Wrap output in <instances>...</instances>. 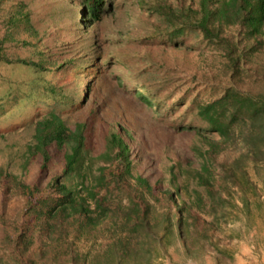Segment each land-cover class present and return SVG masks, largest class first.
Listing matches in <instances>:
<instances>
[{
  "label": "trees",
  "instance_id": "16d2710c",
  "mask_svg": "<svg viewBox=\"0 0 264 264\" xmlns=\"http://www.w3.org/2000/svg\"><path fill=\"white\" fill-rule=\"evenodd\" d=\"M72 1L70 30L86 33V48L65 49L68 45L59 42L56 48L64 47L68 55L52 57L30 40L42 36L27 5L0 0V64L45 75L47 99L63 108L27 121L30 142L22 154L23 164L38 156L42 170L54 150L62 159L60 172L43 187L0 172V264H181L172 260L170 248L194 258L208 232L199 229L181 198L180 162L169 167L166 180L151 183L133 170L130 135L118 123L105 122L102 150L92 156L88 124L96 114L70 126L62 113L82 108L92 93L94 103L103 90L111 94L114 88L106 82L111 83L113 68L116 85L122 75L133 80L134 93L154 109L167 106L166 114L175 115L182 108L178 117L189 122L177 128L194 132L199 141L191 148L199 162L191 177L211 198L214 221L224 220L238 172L247 180L244 164H264V0H129L138 9L128 13L129 21L139 27L141 15L147 17L136 29L145 34L127 40L136 49L142 44V53L128 49L129 42H109L101 35L100 25L116 0ZM196 45L209 48L219 68L203 75L208 88L193 93L179 69L192 66L187 49ZM107 47L112 51L106 54ZM67 70L68 86L53 81ZM5 85L0 109L22 99L0 78ZM168 89L182 92L160 98L159 92ZM207 89L215 96L201 98ZM11 203L14 214L8 215ZM81 238L90 244L86 254L73 249Z\"/></svg>",
  "mask_w": 264,
  "mask_h": 264
},
{
  "label": "rangeland",
  "instance_id": "374dc122",
  "mask_svg": "<svg viewBox=\"0 0 264 264\" xmlns=\"http://www.w3.org/2000/svg\"><path fill=\"white\" fill-rule=\"evenodd\" d=\"M16 1L24 2L31 11V22L42 36L39 41L37 37L30 39L31 42H35L38 49L46 51L52 57L58 54L64 57L68 54L62 52L64 47L56 48L59 42L68 45L65 49L86 48V33L70 30L74 27V16L69 7L73 5L72 0ZM137 10L136 7L132 8L129 0L114 1L112 13L104 18L100 25L101 35L107 38L106 41L112 40L114 43L123 44L125 41L128 43L139 38L141 34L144 35V31L136 29L142 28L143 22L147 20L146 15H141L139 27L129 21L128 13L131 11L136 13ZM187 43L196 44L193 39L187 40ZM137 48L135 44L128 43V49L140 53L144 51L142 44L137 43ZM193 48L195 49H187V59L192 66L180 67L179 71L181 81L187 82L185 86H194L193 93H196L197 89L200 91L208 88L202 85L207 83L202 77L206 73H215L219 63L209 48H203L202 45ZM111 51L112 47L105 49L106 54ZM116 73V69L113 68L109 73L111 83L106 82L107 87L114 88L112 93L108 94L103 90V94H98L100 98L96 99L95 103L92 93L82 108L64 110L62 116L66 123L71 126L75 121L84 118L89 120L96 114V118L88 124L90 128L87 148L92 156L102 150V139L106 134L105 122L118 123L130 135L127 142L134 162L133 170L136 174L147 177L151 183L156 178L166 180L169 167L180 162V169L177 168L180 177L177 182L185 185L181 189V198L186 202L191 215L197 219L199 229H207L208 238L198 242L199 253L194 258L185 257L180 251L170 248L172 260L181 264H241V257L248 252L246 245L264 241V164L256 167L250 163L243 165L247 180L238 172L237 185L230 186L229 202L232 205L225 208V219H218L215 222L211 198L204 186L191 177V172L199 165L191 148L198 146L199 141L195 138L194 132L177 128L180 123L189 122L186 118L180 120L178 117L182 108H179L175 115L166 114L167 106L154 109L134 93L133 80L122 75L121 84L116 85L114 80ZM193 74L195 79L192 78ZM0 78L12 83L10 87H13V91L16 90V94L22 98H18L11 106L6 102L4 108L0 109V172L4 177H13L25 184L38 182L40 187H43L52 175L60 172L62 159L51 150L45 169L40 170V159L35 155L23 164L22 154L30 142L31 133L25 124L38 114L55 108L58 111L61 107L47 99L45 75H35L21 67L0 64ZM71 79L70 70H67L57 74L53 81L60 86H68ZM34 80L36 81L33 84ZM260 86L264 87V84ZM5 87L6 85L0 86V90ZM181 92L182 89H168L160 91L159 96L160 98L164 96V99L175 98ZM211 92L207 89L200 97L203 99L214 97ZM101 98L106 100L104 105H100ZM90 109L93 111L91 115ZM236 156L237 153H234L231 157L233 159ZM0 182L3 183L4 180L0 179ZM17 200L19 201V198ZM14 205L11 203L8 207V215L14 214ZM89 247V242L83 238L73 243V249L83 254H86Z\"/></svg>",
  "mask_w": 264,
  "mask_h": 264
},
{
  "label": "crops",
  "instance_id": "0c3cea01",
  "mask_svg": "<svg viewBox=\"0 0 264 264\" xmlns=\"http://www.w3.org/2000/svg\"><path fill=\"white\" fill-rule=\"evenodd\" d=\"M246 248L248 252L241 257V264H264V241H255L246 245Z\"/></svg>",
  "mask_w": 264,
  "mask_h": 264
}]
</instances>
